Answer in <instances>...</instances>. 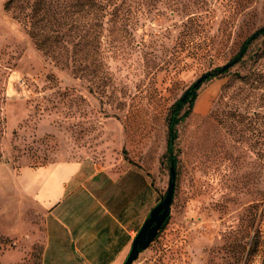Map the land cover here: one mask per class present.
I'll return each instance as SVG.
<instances>
[{"label": "rangeland", "instance_id": "1", "mask_svg": "<svg viewBox=\"0 0 264 264\" xmlns=\"http://www.w3.org/2000/svg\"><path fill=\"white\" fill-rule=\"evenodd\" d=\"M263 23L264 0H0V264H44L57 213L21 176L65 160L129 250L168 186L170 105L209 71L177 124L167 222L131 264H262L264 35L216 68Z\"/></svg>", "mask_w": 264, "mask_h": 264}, {"label": "crops", "instance_id": "2", "mask_svg": "<svg viewBox=\"0 0 264 264\" xmlns=\"http://www.w3.org/2000/svg\"><path fill=\"white\" fill-rule=\"evenodd\" d=\"M82 163L57 161L25 168L21 176L25 191L47 214L57 213L48 217L42 260L44 264H122L129 251V231L106 224L107 218L117 219L118 214L103 200L87 196L85 184L91 178L79 181L81 186L69 187Z\"/></svg>", "mask_w": 264, "mask_h": 264}, {"label": "water", "instance_id": "3", "mask_svg": "<svg viewBox=\"0 0 264 264\" xmlns=\"http://www.w3.org/2000/svg\"><path fill=\"white\" fill-rule=\"evenodd\" d=\"M237 60L236 57L219 65L216 70L221 72L231 66ZM207 76V73L201 74L193 83L197 84ZM175 187V166L173 162L170 164V177L165 195L161 200L154 204L148 213V216L143 220L141 226L137 230L135 236L131 241L129 251L123 260L122 264H131L137 257L140 250L146 248L153 240L161 224L166 216L169 214L170 204L173 198Z\"/></svg>", "mask_w": 264, "mask_h": 264}, {"label": "trees", "instance_id": "4", "mask_svg": "<svg viewBox=\"0 0 264 264\" xmlns=\"http://www.w3.org/2000/svg\"><path fill=\"white\" fill-rule=\"evenodd\" d=\"M260 35H264V23L252 32H250L241 42L235 57L241 58L246 52L249 44ZM207 76L210 77L216 72L209 71L206 72ZM200 82L197 84L191 83L188 85L182 93L171 103L168 114H167V137H166V153L169 155L170 161L173 162L175 166L176 152H175V140L177 138V124L182 121L192 110L194 101L197 96L198 87ZM168 215L164 219L160 228L164 227L167 222ZM159 228V229H160ZM262 264H264V253L262 257Z\"/></svg>", "mask_w": 264, "mask_h": 264}]
</instances>
